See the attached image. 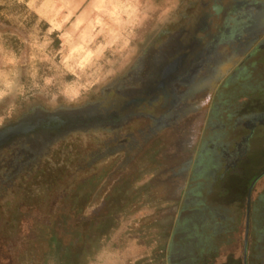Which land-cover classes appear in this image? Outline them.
I'll list each match as a JSON object with an SVG mask.
<instances>
[{"label": "rangeland", "instance_id": "rangeland-1", "mask_svg": "<svg viewBox=\"0 0 264 264\" xmlns=\"http://www.w3.org/2000/svg\"><path fill=\"white\" fill-rule=\"evenodd\" d=\"M200 7L199 0H0V22L17 41L0 32V130L44 116L113 114L148 52ZM250 69L245 61L215 92L187 94L168 113L140 106L122 121L68 125L42 144L23 148L17 140L1 151L0 264H81L61 216L80 219L85 237L89 217L119 209L116 227L85 264H264V178L246 217L264 155L252 147L246 163L233 159ZM106 174L93 196L86 179ZM49 178L57 182L47 192Z\"/></svg>", "mask_w": 264, "mask_h": 264}, {"label": "flooded vegetation", "instance_id": "flooded-vegetation-1", "mask_svg": "<svg viewBox=\"0 0 264 264\" xmlns=\"http://www.w3.org/2000/svg\"><path fill=\"white\" fill-rule=\"evenodd\" d=\"M199 3L200 9L190 17L187 25L171 34L165 45L148 52L134 82L119 93V115L104 114L97 117V122L122 121L140 106L160 105L167 113L173 111L187 94L201 91L208 96L213 86L215 92L223 79L234 75L245 61L251 60L250 86L245 96L248 114L235 124L237 135L233 153L235 161L246 163L252 147H259L264 155V54L257 58L264 53V0H199ZM208 61L211 62L207 65ZM173 62L176 69L165 90L154 91L159 70ZM205 65L208 67L204 76L198 83L191 84L205 70ZM240 79L238 75L236 81ZM53 117L25 121L27 133L9 141L0 152L11 148L17 140L23 148L26 143L30 146L42 144L40 142L65 126L80 123L76 120L81 118ZM94 120L95 117L82 122L89 124ZM262 173L264 170L259 175ZM262 178L264 174L251 190L249 208L253 189Z\"/></svg>", "mask_w": 264, "mask_h": 264}, {"label": "trees", "instance_id": "trees-1", "mask_svg": "<svg viewBox=\"0 0 264 264\" xmlns=\"http://www.w3.org/2000/svg\"><path fill=\"white\" fill-rule=\"evenodd\" d=\"M8 28V29H7ZM0 32H3L5 33V35H7V41L9 44L11 45H15L16 44V39L14 38V34L13 32L9 29V25L8 23H2L0 22ZM120 107H117L114 111V115L117 114L119 115V112L117 111ZM99 116H103V115H99ZM95 117V120L93 121V125L96 123H100V122H97L98 119V115H93L92 117L89 116L87 118H80V119H77L76 121L80 122V123H83L82 121H84L85 119L89 120V119H93ZM115 121V120H114ZM102 123V122H101ZM92 125V123H91ZM96 127H91V131L92 130H100L102 132L108 130V129H94ZM123 129V126H119L117 127V129H113L112 131H108L110 132L109 134H111V132H120L121 130ZM81 133H85V131H80ZM79 133V132H77ZM126 140L122 139L120 141H117V143H120V144H125ZM115 144V142L113 143ZM124 146V145H121V147ZM98 147H104V143H102L101 145H98L96 148ZM112 147H115V145H113ZM117 169L120 170V166H117ZM116 172L115 173L113 172V175L111 176V178H113L115 175H116ZM44 175V174H43ZM109 178V176H107V174L105 176H102V177H96V178H90V179H86L85 182H87V189L88 191L90 192H93V196L96 192V189L98 188V185L100 184V182L102 183V181L105 179ZM50 178L49 179H45L44 180V185L48 188V191L49 192L50 190V186L55 184L57 182V180H53L51 182H49ZM60 180V179H59ZM89 180V181H88ZM123 182V179H118L114 184H113V187H112V190L111 192H119L120 191V186ZM128 191V190H127ZM126 191V193H127ZM92 196V197H93ZM120 210H116L115 213H105L104 215H93L91 217H89L87 219V222H86V230H85V237H82V225L80 223V219H76L75 221V218L76 217H73L69 211H66L62 216H61V221L58 223V226H60V228L63 230H65L64 232H67L68 235L70 236L68 241H66V243L70 246H79L80 249H82L83 253L81 255V260H82V263L81 264H85V261L88 257H92L93 255H95L99 249H100V241L103 237H105L106 235L109 234V231L114 229L116 227V224L114 222V218L117 217V215H119L118 213H120ZM78 218V217H77Z\"/></svg>", "mask_w": 264, "mask_h": 264}, {"label": "water", "instance_id": "water-1", "mask_svg": "<svg viewBox=\"0 0 264 264\" xmlns=\"http://www.w3.org/2000/svg\"><path fill=\"white\" fill-rule=\"evenodd\" d=\"M176 69V63H170L165 64L160 70H159V80L156 83V86L154 88V91L162 92L165 90V87L167 86V83L171 79L172 74L174 73ZM50 119H53V116H49ZM27 133V123L26 122H19L12 125H8L0 130V149L3 148L9 141L24 135ZM4 135V136H3ZM259 175L251 184L249 191H248V197H247V214L246 217L248 219L249 217V203H250V195L251 190L254 186V184L257 182V180L263 175ZM248 221L246 222V228H245V236L247 234V225ZM246 243V241H245ZM245 264V263H244Z\"/></svg>", "mask_w": 264, "mask_h": 264}, {"label": "bare ground", "instance_id": "bare-ground-1", "mask_svg": "<svg viewBox=\"0 0 264 264\" xmlns=\"http://www.w3.org/2000/svg\"><path fill=\"white\" fill-rule=\"evenodd\" d=\"M4 136V135H3Z\"/></svg>", "mask_w": 264, "mask_h": 264}]
</instances>
